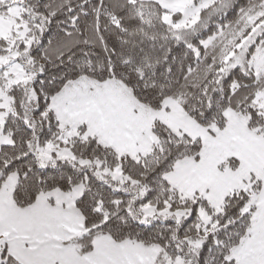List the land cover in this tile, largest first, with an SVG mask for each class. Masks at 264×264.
Masks as SVG:
<instances>
[{"label": "snow or ice", "instance_id": "1", "mask_svg": "<svg viewBox=\"0 0 264 264\" xmlns=\"http://www.w3.org/2000/svg\"><path fill=\"white\" fill-rule=\"evenodd\" d=\"M0 264H264V0H0Z\"/></svg>", "mask_w": 264, "mask_h": 264}]
</instances>
